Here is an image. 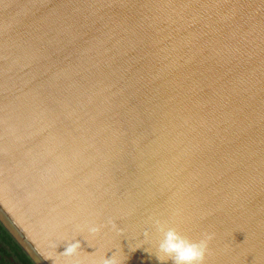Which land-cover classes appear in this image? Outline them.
<instances>
[{
	"label": "water",
	"instance_id": "obj_1",
	"mask_svg": "<svg viewBox=\"0 0 264 264\" xmlns=\"http://www.w3.org/2000/svg\"><path fill=\"white\" fill-rule=\"evenodd\" d=\"M0 219L36 264H173L157 220L264 264V0H0Z\"/></svg>",
	"mask_w": 264,
	"mask_h": 264
},
{
	"label": "clouds",
	"instance_id": "obj_2",
	"mask_svg": "<svg viewBox=\"0 0 264 264\" xmlns=\"http://www.w3.org/2000/svg\"><path fill=\"white\" fill-rule=\"evenodd\" d=\"M159 231L164 234V239L159 244V251L164 256H157L160 261L172 260L173 264H203L208 251V242L213 239L212 234H205V238L199 242H192L181 235L175 228H169L159 220L156 221ZM92 234L100 232V228L93 226L90 228ZM147 235V233H146ZM81 244L76 242L71 244L63 254L71 257L79 254ZM102 264H117L115 257L103 259Z\"/></svg>",
	"mask_w": 264,
	"mask_h": 264
},
{
	"label": "trees",
	"instance_id": "obj_3",
	"mask_svg": "<svg viewBox=\"0 0 264 264\" xmlns=\"http://www.w3.org/2000/svg\"><path fill=\"white\" fill-rule=\"evenodd\" d=\"M0 264H36L1 221Z\"/></svg>",
	"mask_w": 264,
	"mask_h": 264
},
{
	"label": "rangeland",
	"instance_id": "obj_4",
	"mask_svg": "<svg viewBox=\"0 0 264 264\" xmlns=\"http://www.w3.org/2000/svg\"><path fill=\"white\" fill-rule=\"evenodd\" d=\"M1 221V219H0ZM1 223L4 225V223L1 221ZM5 226V225H4ZM6 227V226H5ZM7 228V227H6ZM8 229V228H7ZM10 232V231H9ZM11 233V232H10ZM12 234V233H11ZM13 235V234H12ZM15 238V237H14ZM16 239V238H15ZM17 240V239H16ZM18 241V240H17ZM23 247V246H22ZM24 248V247H23ZM25 250V249H24ZM26 251V250H25Z\"/></svg>",
	"mask_w": 264,
	"mask_h": 264
}]
</instances>
